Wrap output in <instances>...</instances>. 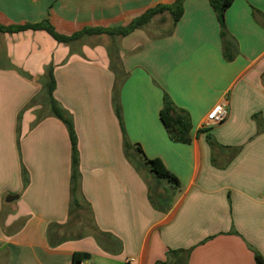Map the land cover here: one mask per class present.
<instances>
[{
	"label": "crops",
	"instance_id": "1",
	"mask_svg": "<svg viewBox=\"0 0 264 264\" xmlns=\"http://www.w3.org/2000/svg\"><path fill=\"white\" fill-rule=\"evenodd\" d=\"M174 2L0 0V21L49 20L73 34L126 25ZM226 26L232 61L210 2L185 0L169 32L118 36L115 67L103 46L72 53L73 45L46 32H0V264H75V254L92 264H256L255 252L264 257V0H235ZM50 65L54 96L78 138L80 208L72 207L70 136L47 100ZM116 85L128 141L161 159L180 187L140 164L134 148L126 153ZM165 93L191 118L188 144L174 141L161 120ZM220 103L228 116L209 126ZM43 106L49 111L39 117ZM84 210L89 232L73 222Z\"/></svg>",
	"mask_w": 264,
	"mask_h": 264
},
{
	"label": "trees",
	"instance_id": "2",
	"mask_svg": "<svg viewBox=\"0 0 264 264\" xmlns=\"http://www.w3.org/2000/svg\"><path fill=\"white\" fill-rule=\"evenodd\" d=\"M184 1L175 0L171 5H158L154 8H150L140 16L132 19L126 25L108 26V27H95L85 28L82 31L65 34L60 32L49 20H45L40 23H24V24H3L0 21V32L2 33H20L24 31H42L50 35L57 43L72 46L74 43L83 39L86 36H100L108 35L110 37H126L138 29H142L147 26L156 16L168 13L172 19V26L175 27L178 21L181 19L184 13ZM214 9L220 27L221 35L224 41V55L226 60L232 61L235 57L234 47L227 41V26H226V12L235 0H208ZM171 32V31H170ZM45 90L47 94V100L52 114L61 120L69 133L72 144V176H71V191H72V207L80 208L78 202V192L80 188V160L78 150V138L72 116L63 109L61 104L56 100L54 92L57 86L54 67L48 66L46 70ZM113 107L116 116L119 119L122 130L124 132V147L126 153L129 149L134 148L138 154L140 161H143L148 169L159 179H164L169 183L180 187L179 179L170 172L161 159H151L146 156L144 150L139 144L132 145L124 131L123 119H122V107L120 101V87L115 86L113 90ZM161 120L165 125L171 138L179 143L188 144L191 142L190 132L192 129L191 118L186 111H182L176 108L173 101L168 94L164 95V104L160 113ZM184 251H171L170 255L179 256ZM82 254H75L74 262L79 263ZM256 264H264V257L255 252ZM161 264V263H160Z\"/></svg>",
	"mask_w": 264,
	"mask_h": 264
},
{
	"label": "rangeland",
	"instance_id": "3",
	"mask_svg": "<svg viewBox=\"0 0 264 264\" xmlns=\"http://www.w3.org/2000/svg\"><path fill=\"white\" fill-rule=\"evenodd\" d=\"M172 26V21L169 19L168 14L166 13L165 15H159L157 17L154 18L153 21H151V23H149L147 26H145L143 29L148 33V35L150 36H159L162 34H165L167 32H169L170 28ZM120 37H110V36H93L91 38H87L81 41H78L76 43L73 44V49H72V53L74 52H78L81 53L82 52V47L84 45H88V46H103L106 49V52L108 53L110 59H111V64L112 67H115L117 65V62L115 61V58H119V55H114L113 53H117L118 47L120 46ZM41 103V101L39 102ZM39 111V117H42L43 114H45L46 112L49 111V107L48 106H43L42 109H38ZM136 160L139 161L140 164H142L144 167H146V169L148 168L145 163L143 161H140V158L138 157V154L136 153ZM74 220L73 222L76 221H81L82 225H83V230L86 232H89V228L91 226L90 223V216L88 214L87 211H81L79 213V217L73 216ZM72 228V226H68V229ZM82 231V230H81ZM83 231V232H84ZM71 232V231H70ZM78 232V231H76ZM75 231H72L71 234H75Z\"/></svg>",
	"mask_w": 264,
	"mask_h": 264
},
{
	"label": "built area",
	"instance_id": "4",
	"mask_svg": "<svg viewBox=\"0 0 264 264\" xmlns=\"http://www.w3.org/2000/svg\"><path fill=\"white\" fill-rule=\"evenodd\" d=\"M228 116V110L224 103L217 104L213 110L209 113L207 118V124L209 126H215L222 124ZM76 264H92L91 262H79Z\"/></svg>",
	"mask_w": 264,
	"mask_h": 264
},
{
	"label": "water",
	"instance_id": "5",
	"mask_svg": "<svg viewBox=\"0 0 264 264\" xmlns=\"http://www.w3.org/2000/svg\"><path fill=\"white\" fill-rule=\"evenodd\" d=\"M16 198H18V196H9L8 199H9V201H10V200L12 201L13 199H16Z\"/></svg>",
	"mask_w": 264,
	"mask_h": 264
}]
</instances>
